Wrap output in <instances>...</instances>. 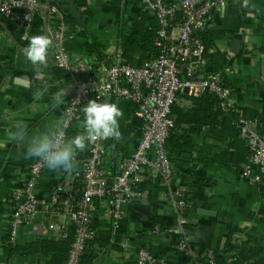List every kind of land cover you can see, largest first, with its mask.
<instances>
[{"label": "crops", "instance_id": "0c3cea01", "mask_svg": "<svg viewBox=\"0 0 264 264\" xmlns=\"http://www.w3.org/2000/svg\"><path fill=\"white\" fill-rule=\"evenodd\" d=\"M58 3L72 34L66 46L74 59L95 62L119 48L122 62L136 65L157 53L158 23L140 3ZM232 4L240 6L242 16ZM211 18L208 59L220 68H231L226 76L232 88L230 104L249 114L263 112L264 0H229ZM49 21L51 17L46 21L36 15L27 39L22 40L19 25L0 16V264H66L71 244L54 231L34 233L28 226L19 227L11 242L8 230L10 192L23 180L25 166L48 147L64 107L67 79L55 66L46 42ZM153 29L152 49L138 47L136 35ZM199 106L200 97L178 101L173 108L177 128L168 143L175 173L172 188L184 189L187 205L176 207L167 185L144 169L137 185L140 197L123 205L124 215L116 227L105 215V204H98L92 217L95 240L80 264H136L139 248L160 259L152 264H207L202 258L207 251L214 254V264H264V182L253 183L241 173L248 152L232 115L221 108L223 115H191ZM97 110L108 117L110 149L118 155L131 153L141 130L136 107L111 99L98 103ZM78 131L72 129L39 180L35 189L39 197H47L59 181H72L80 169L87 151L75 138ZM178 215L186 220L188 252L194 258L176 249L180 234L173 227ZM122 243H127L126 249ZM243 246L248 251L245 259L240 255Z\"/></svg>", "mask_w": 264, "mask_h": 264}, {"label": "built area", "instance_id": "2783aa9c", "mask_svg": "<svg viewBox=\"0 0 264 264\" xmlns=\"http://www.w3.org/2000/svg\"><path fill=\"white\" fill-rule=\"evenodd\" d=\"M133 1L140 3L158 23L157 53L136 65L123 63L119 48L95 62L71 57L66 43L72 34L58 0H0V16L19 25L22 40L27 39L36 15L46 21L51 17L45 26L46 42L55 66L67 79L60 122L48 147L25 166L23 180L10 192L9 240L15 241L21 226L30 227L34 233L54 231L61 239L72 231L66 264H80L95 238L92 217L98 204H105L111 225H118L124 215L123 205L140 197L137 185L144 169L153 171L167 185L176 207L187 205L184 189L172 188L175 173L166 148L177 126L172 108L183 97L197 98L209 93L218 99L224 112L234 113L238 136L248 152L241 173L253 183L263 181L264 133L258 130L256 118L230 104L232 88L226 76L231 68H220L209 61L208 47L199 35L212 26V15L225 9L229 0ZM111 99L136 107L140 137L129 154L114 156L107 144L112 130L107 115L97 110V104ZM75 127L79 128L75 138L85 145L87 156L80 159L81 167L72 181H59L49 189L47 197H39L35 192L39 180L55 162ZM57 217L61 220L56 222ZM177 222L173 227L180 234L176 249L194 258L195 254L188 252L186 220L178 215ZM121 245L125 249L128 246ZM136 254V264L160 261L145 248H139ZM202 258L207 264L215 263L212 251Z\"/></svg>", "mask_w": 264, "mask_h": 264}, {"label": "trees", "instance_id": "16d2710c", "mask_svg": "<svg viewBox=\"0 0 264 264\" xmlns=\"http://www.w3.org/2000/svg\"><path fill=\"white\" fill-rule=\"evenodd\" d=\"M232 5H233V8H234L235 12L238 13V14L241 13V16H242L243 11L240 10V6L237 5V4H232ZM212 32L213 31H210L209 29H207V30H204V31L200 32V34H199L200 37L202 38L203 42L206 44L207 47H209L208 46V42L210 41L209 37H210V35H212ZM153 37H154V29L146 31V32H143V33L141 32L140 34L136 35V39L134 41H135L136 45H138V47H140L142 49L147 47V48H149L151 50L152 49L151 45H152ZM153 52L156 53V51H154V49H153ZM173 108H172V112H173ZM242 111L246 115L251 116V117H255L257 120H259L262 123V125L258 127V130L261 133H264V122H263L264 111L261 112V113H255V114H249L246 110H242ZM223 114L224 113L220 110L218 99L215 96H213L212 94H209V93L200 96V106H199V108L195 109L191 113V115H203V118H206V117L210 118V116H213V115H223ZM232 118H234V113H232ZM176 128H177V126H176ZM176 128H175V130H176ZM175 130H174V132H175ZM71 131H70V133H71ZM174 132L172 133L171 137L174 135ZM111 138L112 137H109L107 139V144L109 146H112ZM170 138L168 139V141L166 143V148L167 149L169 147L168 143H169ZM113 153H114V156L118 155L115 152H113ZM262 182H264V176H263V181ZM262 188H264V184L262 185ZM72 239H73V233L71 231L69 233V236L67 237L66 244L68 243V245H69V243L72 241ZM247 252L248 251L246 250V248L244 246L241 247L240 255H241L242 258H244L243 254H245ZM83 256H82V258H83Z\"/></svg>", "mask_w": 264, "mask_h": 264}]
</instances>
